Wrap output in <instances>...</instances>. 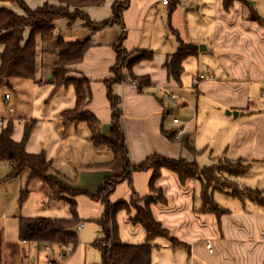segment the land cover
I'll list each match as a JSON object with an SVG mask.
<instances>
[{
  "label": "crops",
  "instance_id": "obj_1",
  "mask_svg": "<svg viewBox=\"0 0 264 264\" xmlns=\"http://www.w3.org/2000/svg\"><path fill=\"white\" fill-rule=\"evenodd\" d=\"M24 1L31 10L44 4V0ZM121 1L106 0L101 6L84 8V12L93 23H102L113 17V6ZM164 1L130 0L123 14L122 27L115 25L95 34L86 28L83 21H77L72 26L67 20L56 21L51 45L56 49L52 58L54 66L58 57V39L61 37L69 41L63 37V32H68L70 36L80 33V40L69 42L93 38L95 44L88 49L81 63L70 68L67 76L90 82L91 101L83 111L97 119L98 129L104 136L110 134L113 117L109 91L120 100V123L133 165L142 164L153 156L196 162L195 155L180 142L169 140L163 134V130H183L184 135L194 143L188 123L178 117L182 110L188 108L184 100H187L186 92L190 90L197 98L196 110L200 105L205 112V132L214 137L209 144L218 150L215 162L224 158L251 164L247 175L231 179L240 189L259 191L264 197V23L261 25L247 20L244 8L238 2L226 10L223 0H169L168 5ZM51 3L55 5V2ZM252 3L264 21V0L260 4ZM4 8L24 15L16 3H0V11ZM159 19L165 25L163 38L166 46L155 53L148 49L151 46L148 37L152 38ZM121 28L126 29L122 48L132 54V60L143 52L154 54L153 60L140 61L129 71H124L125 75H133L139 81L146 79L150 82L142 88L129 79L112 85L110 89L106 85V81L113 77L116 46L123 34ZM29 36L30 30H27L25 39ZM181 43L197 47L198 53L184 62L182 83L178 85L169 78L166 64ZM45 48L41 36H38L35 79L26 80L32 85V96L27 99L32 102L31 108L28 111L19 110L12 105V95L5 93L0 96V120H4L5 124L13 120V141L16 143L22 141L25 125L34 123L26 146L27 153H44L51 162L54 176L72 189L86 193L75 199L80 219L76 229L79 244L63 259V252L57 247L20 239V218L71 219L72 213L65 200L48 202L47 188L41 180L30 183L27 201L20 206L21 191L27 186L28 175L24 188L20 185L17 192H9L8 185L18 177L0 185V264H102V253L94 244L105 237L100 224L105 206L88 197V194L98 193L107 179L112 178L109 163L113 160V153L106 145L94 147L87 122L66 119L65 112L77 105L76 91L73 86L56 88L49 83L54 67L45 68ZM3 50L0 45V54ZM202 63L213 68L200 73ZM201 75L206 79L195 84ZM168 94L176 98L171 100ZM7 95H10L8 102L5 99ZM9 107L14 110L13 113L8 111ZM3 110L6 112L4 115L1 114ZM170 116L173 118L168 122ZM176 118L178 124L174 123ZM6 164L0 163V171ZM152 174V171L134 172L131 181L117 185L110 202L130 203L134 191L141 199L151 196ZM36 181L38 186L31 189ZM157 187L163 190L166 203L152 205V214L180 245L173 246L166 238L153 240L150 243L153 248L151 264H264V207L217 191L214 200L227 211L217 218L201 211L200 180L181 185L175 174L163 170ZM216 195H224L231 202L219 203ZM135 216L136 211L133 210L131 214L120 211L116 216L119 239L125 245L147 243L145 229L131 222ZM208 242L212 244L213 253L207 249Z\"/></svg>",
  "mask_w": 264,
  "mask_h": 264
},
{
  "label": "trees",
  "instance_id": "obj_2",
  "mask_svg": "<svg viewBox=\"0 0 264 264\" xmlns=\"http://www.w3.org/2000/svg\"><path fill=\"white\" fill-rule=\"evenodd\" d=\"M106 0H44L43 6L36 10H31L24 0H0V3H16L23 10L24 15H19L9 9L0 11V45L4 50L0 54V90L3 87L12 89L14 81L34 80L36 73V38L41 36L44 46H51L55 33V22L67 20L69 25H74L77 21H83L86 28L93 30V34L99 33L108 27L115 25L123 26V14L128 9L130 0H123L113 6V17L102 23H93L84 12L88 6H101ZM51 2L57 3V5ZM241 3L244 8L245 18L249 21L258 22L263 25L264 21L258 14L250 0H223L226 10H230L234 4ZM30 30V36L25 39V33ZM126 32L119 38L116 46V64L112 69L113 77L106 81L107 87L117 83H123L127 79L133 83H138L139 88L147 86L150 82L146 79L139 81L133 75H125L131 67L140 61L153 60V52H143L136 59L131 60L127 66L122 63L123 56L132 55L122 48ZM92 37L83 41L69 42L59 38L56 43L57 61L52 73L50 84L56 88L73 86L77 95V105L73 110L65 112V115L73 113L77 115L75 121H85L92 131L91 141L94 147L99 148L106 145L113 153V160L109 167L113 171L112 178L96 194H88V197L95 201H100L105 206V213L100 221L103 227L104 239L95 242L94 246L102 253V264H151L152 246L150 243L157 238L170 239L173 246L180 245L174 238H171L169 230L165 229L161 223L155 220L151 207L154 204L166 203L163 190L157 187L163 170H168L175 174L181 185H186L193 180H200L202 184L201 200L204 213H210L220 218L226 214V210L221 208L214 200V193L217 191L229 194L240 199H248L261 207H264V197L261 192L244 189L249 197H244L238 192H229L216 188L217 176L223 175L227 178H238L247 175L251 170V164L244 162H232L227 159H218L210 167L200 168L196 162L188 163L183 159L172 160L161 156H153L139 165H133L129 159V151L120 119L122 108L120 100L109 91V99L113 111L112 123L109 136H104L98 129L97 119L83 109L90 103V82L87 79L68 78L70 68L82 62L86 52L94 45ZM198 48L181 43L178 51L171 56L166 64L169 78L178 85H181V78L184 72V62L196 56ZM79 111H82L79 112ZM81 113V114H80ZM35 124L25 125L24 136L20 143L13 141L14 122L8 120L0 131V163H9L12 171L4 179H0V185L6 181L20 177L28 171L27 186L21 191L20 206L24 205L29 196L28 186L34 180H41L46 186V198L49 203L65 200L71 207V219H47V218H20L19 236L27 243L38 245H48L57 247L62 253V258H67L69 254L78 246L79 238L77 227L80 219L77 211L76 197L86 194L81 190L72 189L58 177L51 175V162L47 160L44 153L38 155L28 154L27 143L33 133ZM163 134L173 141H178L182 146L196 155L197 151L194 143L188 136L176 139V131L168 132L163 130ZM152 171L150 187L152 195L146 198H139L134 191L130 203L112 204L109 200L117 185L124 181H131L134 172ZM157 194V196H153ZM140 203H144L141 206ZM136 211V216L131 219L134 225H141L147 233V243L145 245L134 246L123 244L118 235L119 227L116 216L120 211ZM70 250V251H69ZM53 264H58L53 262Z\"/></svg>",
  "mask_w": 264,
  "mask_h": 264
},
{
  "label": "rangeland",
  "instance_id": "obj_3",
  "mask_svg": "<svg viewBox=\"0 0 264 264\" xmlns=\"http://www.w3.org/2000/svg\"><path fill=\"white\" fill-rule=\"evenodd\" d=\"M213 1V0H212ZM254 3L260 4L261 0H251ZM55 5H57V3H55ZM21 9V8H20ZM22 10V9H21ZM22 14H24V12H22ZM88 30L93 33V30L88 28ZM165 33V25L164 22L162 20H158L157 21V25H155L154 27V34L152 36V38L148 37V41H149V45H151L148 49L149 50H153L155 53L160 52L164 49V46H166V42L164 41L163 35ZM80 34V33H78ZM76 33L74 35H69L68 32H63L62 35H64L63 37L69 41H76V40H80V36ZM54 54H56V49L53 46H46L45 48V68H50L54 67V63L52 62V58L54 56ZM207 58H210V56H207ZM132 60V56L131 55H125L123 56V60L122 63L125 64V67L127 66V64ZM213 67L210 64H201L200 67V73H206L207 71L211 70ZM18 82V83H17ZM14 87L13 89H9L6 86L2 88L1 90V94L5 95V93H10L12 95V105L16 106V108H18L19 110H24V111H28V108H31V100H27L28 98H31L32 96V89H31V83L29 81H14L13 82ZM16 84V85H15ZM21 92V93H20ZM16 95L19 96L18 100L16 99ZM178 99V97H177ZM184 100L187 102L188 104V108L184 109L181 111V113L178 115L179 119L182 122H185L186 124L188 123L187 127H188V131L189 133H191L192 138L194 140V144L197 150V154L195 155V160L196 163L198 164V166L200 168H204V167H210L213 164V161L215 162V159L218 155V150L213 147L210 143V139H213L214 137L210 136V134H208L207 132H205V121L204 119H206V115L205 112L203 111V109L201 108V106L199 105L198 110H196V95L192 94L190 90H187L186 92V96H185ZM24 101V102H23ZM168 101V100H167ZM167 101H165V104L167 103ZM176 102L179 100H175ZM175 102V103H176ZM82 113V111H79ZM80 113V114H81ZM2 115L6 114V112L3 110ZM66 119L68 121H75L77 115L70 113L68 115H65ZM173 116H170V118L168 119V122L172 121ZM192 121V123H190ZM77 122V121H75ZM179 131V130H178ZM177 132V131H176ZM184 136V133H183ZM211 145V148H208V146ZM214 150V153L211 154V150ZM11 166L9 163L5 165V168H3L0 171V178H4L6 174L10 173L11 171ZM51 173V172H50ZM28 171H25L20 178H18L17 180H14L12 182H10L9 185V192H17V190L19 189V186L22 185L24 188V182L25 179L28 175ZM51 175H53L51 173ZM216 184H214L213 186L216 188H220L223 190H229V192H238L240 195L244 196V197H249V194L244 192V189H240V187L231 179V178H227L223 175H219L217 176L216 179ZM34 185H31V189L32 188H36L39 184L38 181L33 183ZM153 196H157V194H154ZM219 203H223L226 204V202H231V199L224 196V195H216ZM141 206H144V203H140ZM134 211V210H133Z\"/></svg>",
  "mask_w": 264,
  "mask_h": 264
},
{
  "label": "built area",
  "instance_id": "obj_4",
  "mask_svg": "<svg viewBox=\"0 0 264 264\" xmlns=\"http://www.w3.org/2000/svg\"><path fill=\"white\" fill-rule=\"evenodd\" d=\"M178 1H180V2H185L186 0H178ZM169 3H170L169 0H165V1H164V4H165V5H168ZM121 31H122V32H126V29H125V28H121ZM212 78H213V77H211L210 79H212ZM205 79H206V76L201 75V76H199V77L197 78V80L195 81V84H199L200 81H203V80H205ZM168 97H169L171 100H174V99L176 98L175 96H170L169 94H168ZM5 99H6V102H8L9 99H10V95H7V96L5 97ZM8 111H9L10 113H13V112H14V110H13L11 107L8 108ZM174 123H175V124H178V123H179V120H178L177 118L174 119ZM4 125H5V121H4V120H0V127H3ZM182 136H183V130H179V131L176 132L175 138L178 140V139H180ZM207 249L209 250L210 253H213L212 244H211L210 242L207 243Z\"/></svg>",
  "mask_w": 264,
  "mask_h": 264
},
{
  "label": "water",
  "instance_id": "obj_5",
  "mask_svg": "<svg viewBox=\"0 0 264 264\" xmlns=\"http://www.w3.org/2000/svg\"><path fill=\"white\" fill-rule=\"evenodd\" d=\"M202 50V47L200 48ZM235 116L237 115V113L234 114Z\"/></svg>",
  "mask_w": 264,
  "mask_h": 264
}]
</instances>
